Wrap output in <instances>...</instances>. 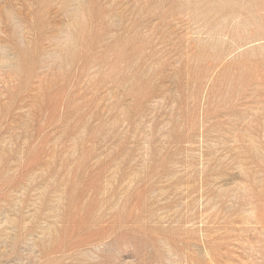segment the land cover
Returning <instances> with one entry per match:
<instances>
[{"label": "rangeland", "instance_id": "obj_1", "mask_svg": "<svg viewBox=\"0 0 264 264\" xmlns=\"http://www.w3.org/2000/svg\"><path fill=\"white\" fill-rule=\"evenodd\" d=\"M0 264H264V0H0Z\"/></svg>", "mask_w": 264, "mask_h": 264}]
</instances>
